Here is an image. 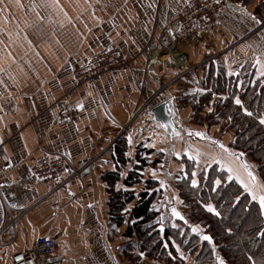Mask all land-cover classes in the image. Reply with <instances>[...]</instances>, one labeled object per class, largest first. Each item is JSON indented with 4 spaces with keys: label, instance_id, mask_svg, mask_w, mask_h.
Returning <instances> with one entry per match:
<instances>
[{
    "label": "crops",
    "instance_id": "0c3cea01",
    "mask_svg": "<svg viewBox=\"0 0 264 264\" xmlns=\"http://www.w3.org/2000/svg\"><path fill=\"white\" fill-rule=\"evenodd\" d=\"M183 7L184 0H0V146L11 165L0 174V264L29 250L37 236L56 240L53 262L58 264H133L120 255L126 224L111 236L101 180L116 169L113 149L121 137L128 140L127 163L118 183L122 190L136 153L148 159L143 174L154 179L157 169L173 167L176 153H186L197 155L195 174L216 163L244 190L247 184L264 194L255 166L228 145L233 130L207 128L206 110L194 114L179 102L183 94L201 92V68L209 61L235 75L250 69L252 82H264V22L251 19L250 5L226 0L212 34L194 46L178 48L187 64V70L180 71L155 54L154 45L181 17ZM111 49L131 60L129 68L103 73L94 85L76 84L73 71ZM168 98L174 100L177 126L191 138L187 144L178 141L173 149L148 112ZM78 103L84 106L78 108ZM67 108H75L76 116L59 121ZM158 153L164 158L154 166ZM54 155L64 156L68 164L59 187L37 180L31 172L35 160ZM165 185L160 183V207L176 197ZM140 187L131 189L136 194ZM143 260L138 264H165L151 257ZM183 264H192L191 258H184Z\"/></svg>",
    "mask_w": 264,
    "mask_h": 264
},
{
    "label": "trees",
    "instance_id": "16d2710c",
    "mask_svg": "<svg viewBox=\"0 0 264 264\" xmlns=\"http://www.w3.org/2000/svg\"><path fill=\"white\" fill-rule=\"evenodd\" d=\"M253 13L264 21V0L255 6ZM201 69L202 91L183 94L179 102L194 114L206 110L204 123L207 128L218 125L220 133L233 130L228 144L230 149L255 166L256 175L264 185V124L259 120L264 116L262 78L252 82L250 69L242 75L227 74L224 66L212 61L203 64ZM237 97L242 105L235 103ZM245 108L253 115H247ZM127 149L128 140L118 138L113 149L116 169L101 176L108 197L111 236L126 224L122 234L126 240L120 248V255L126 261L140 263L143 252V257L157 256V260L165 264H183L177 259L174 248L179 247L191 256L192 264H211L217 258L224 264H264V216L260 205L234 179H229L228 173L218 164L204 166L193 176L195 161L184 157L177 160L184 164L185 170L173 184L176 197L169 204L176 205L187 222H172L168 218L161 236L156 230L161 213L158 196L164 194L157 179L144 177L148 159L143 154L136 153V164L122 180L126 189L118 188L120 173L127 163ZM160 154L154 157V166L161 161ZM193 179L197 181L195 186ZM135 185L141 186L136 194L131 189ZM131 203L130 210L125 211ZM208 204L219 215L209 212ZM194 226L200 230L194 232ZM202 234H208L213 244L200 241Z\"/></svg>",
    "mask_w": 264,
    "mask_h": 264
},
{
    "label": "built area",
    "instance_id": "2783aa9c",
    "mask_svg": "<svg viewBox=\"0 0 264 264\" xmlns=\"http://www.w3.org/2000/svg\"><path fill=\"white\" fill-rule=\"evenodd\" d=\"M226 0H184L181 17L171 24L167 31L160 34L154 51L158 56L167 58L180 71L187 70V64L181 65L179 59L181 46H194L207 38L215 30V22L225 10ZM131 60L115 50H107L90 58L87 64L73 71L76 84L94 85L96 78L110 71H122L129 68ZM181 74V73H180ZM77 114L75 108L63 110L59 121L71 120ZM11 165L7 154L0 146V174L8 171ZM68 168L64 156H43L34 161L31 172L39 181H48L59 187L62 176ZM78 173L74 170V174ZM10 223L12 219L9 218ZM57 252L56 240L49 236H37L29 250L14 253L9 264H58L53 262Z\"/></svg>",
    "mask_w": 264,
    "mask_h": 264
},
{
    "label": "water",
    "instance_id": "95a60500",
    "mask_svg": "<svg viewBox=\"0 0 264 264\" xmlns=\"http://www.w3.org/2000/svg\"><path fill=\"white\" fill-rule=\"evenodd\" d=\"M149 115L151 116L152 121H154L156 124H158L162 131L169 137L171 141V148H174L175 143L178 141L188 143L191 138L187 137H179L180 136V128L177 126V110L174 104V100L172 98H168L163 100L162 102L157 103L156 105L152 106L149 109ZM166 125V127H165ZM186 135H189V131L186 130ZM176 133H179L177 135ZM175 208L177 212L181 214L179 209L174 204H163L161 207V213H160V224L157 226L156 230L160 231L161 236L164 233V223L165 221L170 218L172 222H180L182 224H186V219L184 217L183 220H181L179 217H176L172 214V209ZM186 221V222H185ZM161 225H163V231H161ZM209 236L208 234H202L200 235V241H206L210 244H213L212 239L211 241L204 239L203 237ZM210 237V236H209ZM211 264H215V261L213 260Z\"/></svg>",
    "mask_w": 264,
    "mask_h": 264
},
{
    "label": "rangeland",
    "instance_id": "374dc122",
    "mask_svg": "<svg viewBox=\"0 0 264 264\" xmlns=\"http://www.w3.org/2000/svg\"><path fill=\"white\" fill-rule=\"evenodd\" d=\"M227 1H229V0H227ZM234 1H235V3H241V5L244 6V7L247 6V5H250L252 8H255V6L257 4H260V3L263 2V0H234ZM238 73L240 75H242V72H238ZM229 74H233V73L230 72ZM185 95H187V94H185ZM162 148H164V147H162ZM179 148H184V145L182 143H179ZM175 155H177L178 157L175 160V163H173V167H172L173 169L170 167L167 170H165L161 166H159L161 168H159V169H157L155 171V173H156V179L158 180V182L161 183V181H163L164 183H166L165 187L167 188V192L172 191V189L174 188L173 187V184L176 182V180H178V179L181 178V176H182V174H183V172L185 170L184 164L181 163V162H178L177 160H179L180 158H183V157L186 158V159H188V160H194V158L197 157V155L195 157H191V155L186 154V153L185 154L184 153H181V154L176 153ZM159 158L162 160L164 158V153L160 154ZM198 159L201 160L200 158H198ZM145 173H147V171ZM170 173H172V176L170 175ZM144 175L146 177H148V178H152V176H149L148 174H144ZM159 186H160V184H159ZM173 191H174V189H173ZM163 197H164V195H159L158 196L160 202H163L164 201L163 200L164 199ZM198 233L199 232H197V234ZM175 246H177V245H175ZM174 248H176V256H177V259L183 261L184 258H187V257L191 258V256L190 255H186L181 248H179V247H174ZM143 258H145V257H143V256L140 255V260L141 261H144ZM151 258L157 260V256L156 257L152 256Z\"/></svg>",
    "mask_w": 264,
    "mask_h": 264
},
{
    "label": "snow or ice",
    "instance_id": "6c2138e0",
    "mask_svg": "<svg viewBox=\"0 0 264 264\" xmlns=\"http://www.w3.org/2000/svg\"><path fill=\"white\" fill-rule=\"evenodd\" d=\"M248 15L251 16V19H252L253 21H255L256 23H262V22H264V21L258 20V19L256 18V16L252 15L251 13H248ZM258 63H259V61H258ZM201 91H202V90H201ZM235 103H236L237 105H242L243 102L241 101V99H240L239 97H237V98L235 99ZM76 106H77L78 108H82L84 105H83L82 103H78ZM209 111H211V109H209ZM244 111H245V113H246L247 115H249V116L253 115L251 112L248 111L247 108H245ZM259 120H260V123H261V124H264V116L259 117ZM165 127H166V125H165ZM176 134L179 135V133H176ZM195 135H197V136H204V133H202V132H196ZM129 143H131V137H129ZM220 147L223 148L224 145L221 144ZM241 155H242V154H241ZM245 167L247 168V165H245ZM228 171H229V172H232V168L229 167ZM248 174H249V176H252V173H251V172H249ZM193 175H195V173H193ZM153 176H155V172H153ZM229 179H232V177L229 176ZM253 179H254V177H253ZM216 183L219 184L220 181L217 180ZM241 183H243V182L241 181ZM163 184H164V182L161 181V186H163ZM192 184H193V186H195V185L197 184V181H196L195 179H193ZM244 187H245V190H246V191H250V192L252 193V198H253L254 200H256V199L259 200L260 208H261V212L264 213V194H258L254 188H250L247 184H245ZM206 208H207V210H208L209 212H213V213H215L216 215H219V213L216 212L215 208H214L211 204L206 205ZM125 211H127V209H125ZM172 214H173L174 216H176V217H179L181 220L184 219V217H183L179 212H177L175 208L172 209ZM185 222H186V221H185ZM192 230H193L194 232H195V231H198V230H199V229H198V226H194ZM161 231H163V225H161ZM203 238L206 239V240L211 241V237H209V236H205V237H203ZM165 247H167V245H165ZM177 250H178V249H177ZM140 255L143 256L144 253L141 252ZM26 264H30V262H26ZM220 264H224V261L221 260V261H220Z\"/></svg>",
    "mask_w": 264,
    "mask_h": 264
},
{
    "label": "flooded vegetation",
    "instance_id": "af4514ba",
    "mask_svg": "<svg viewBox=\"0 0 264 264\" xmlns=\"http://www.w3.org/2000/svg\"><path fill=\"white\" fill-rule=\"evenodd\" d=\"M177 120V119H176ZM184 132L182 131V129H180V136L179 137H182V138H184V137H187L188 135H184L183 134Z\"/></svg>",
    "mask_w": 264,
    "mask_h": 264
},
{
    "label": "bare ground",
    "instance_id": "6f19581e",
    "mask_svg": "<svg viewBox=\"0 0 264 264\" xmlns=\"http://www.w3.org/2000/svg\"><path fill=\"white\" fill-rule=\"evenodd\" d=\"M179 63H180L181 65L184 63L183 56H181V58L179 59Z\"/></svg>",
    "mask_w": 264,
    "mask_h": 264
}]
</instances>
